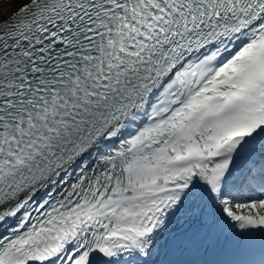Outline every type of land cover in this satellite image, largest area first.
I'll use <instances>...</instances> for the list:
<instances>
[{
  "label": "snow or ice",
  "instance_id": "1",
  "mask_svg": "<svg viewBox=\"0 0 264 264\" xmlns=\"http://www.w3.org/2000/svg\"><path fill=\"white\" fill-rule=\"evenodd\" d=\"M0 264H264V0H0Z\"/></svg>",
  "mask_w": 264,
  "mask_h": 264
}]
</instances>
